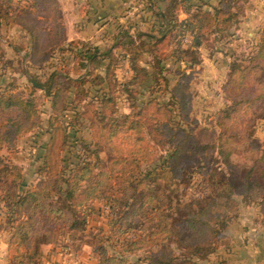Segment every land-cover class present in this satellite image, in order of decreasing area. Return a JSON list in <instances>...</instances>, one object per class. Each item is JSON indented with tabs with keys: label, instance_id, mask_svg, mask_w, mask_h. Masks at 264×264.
<instances>
[{
	"label": "trees",
	"instance_id": "trees-1",
	"mask_svg": "<svg viewBox=\"0 0 264 264\" xmlns=\"http://www.w3.org/2000/svg\"><path fill=\"white\" fill-rule=\"evenodd\" d=\"M180 10L189 16L180 19ZM241 11L240 0H169L154 12L158 34L134 36L120 25L113 43L101 49L81 40L67 43L58 0H0V27H19L29 37V64L52 70L44 82L29 75V93L14 82L0 92L8 264H44L39 246L48 233L84 231L96 201L112 214L111 232L94 247L102 264L207 260L220 247L237 196L258 205L264 218V149L249 162L230 159L238 148H258L253 121L264 113V26L255 50L230 68L224 88L230 103L217 112L214 128L192 115L190 83L199 47L215 32L225 34ZM176 33L193 36L192 46H167ZM144 54L150 59L142 64ZM122 61L132 72L124 81L116 73ZM99 66L102 72L95 71ZM118 93L128 100V112L118 110ZM40 128L46 135L41 163L28 181L24 168L6 160L1 149L15 150L21 137ZM224 147L231 172L210 160L215 148L224 154ZM196 173L208 193L174 206L168 192Z\"/></svg>",
	"mask_w": 264,
	"mask_h": 264
},
{
	"label": "rangeland",
	"instance_id": "rangeland-1",
	"mask_svg": "<svg viewBox=\"0 0 264 264\" xmlns=\"http://www.w3.org/2000/svg\"><path fill=\"white\" fill-rule=\"evenodd\" d=\"M240 4L242 11L238 16V20L229 30L223 35L215 32L211 35L208 43H203L199 47L198 56L200 61L196 66V71L192 74L190 83L192 115L210 128H214L213 123L217 112L230 103L225 95L224 88L232 64L237 61L244 62L255 50L264 26V0H240ZM178 36L166 39L165 44L169 47L192 46L194 37L190 35ZM28 43L29 37L23 31H19L16 26L4 24L0 27V51L3 50L2 54L5 55L4 58L8 61V66L4 68L2 62H0V72L4 70L5 73V76L0 77V81L6 83V85L14 82L15 85L27 93L30 92L31 87L29 75L35 77L39 82H44L46 76L52 71L49 67L38 68L29 64L30 62L26 57ZM10 50L15 57L11 54L8 58L6 53H9ZM145 55L141 58L143 60H141L142 64L150 59L149 55ZM54 62H57V59ZM69 65L73 66V62H69ZM83 68L85 67L83 66ZM117 69L116 73L120 81L130 78L132 72L129 70L128 63L122 61ZM34 93L36 95L43 94L40 90H36ZM117 100L118 110L121 112L130 110L128 100H126L123 93H118ZM41 108L43 118L46 119L48 117L47 102L44 105L42 103ZM72 116L73 112L70 111L67 120L70 121ZM253 124L258 148L252 146H246L244 149L238 148L237 153H232L230 156V159L234 162H249L252 157L263 153L264 113L255 117ZM82 130L87 132L83 127ZM44 131L45 128H40L24 135L19 139L17 148L13 151H9L7 148L1 149V154L6 160L24 168L28 181L36 176L35 171L41 163L42 151L40 148L46 139ZM223 150L225 151L224 154L219 153L218 148L212 151L211 163L214 166H221L227 172H231L232 166L226 162L227 158L225 157L229 150L226 147ZM103 156H106V150H104ZM174 189L168 192L172 195L174 206L197 201L208 193L198 173L194 175L191 182L188 184L186 182L182 187H174ZM236 199L237 201L231 206L230 210L232 219L223 229L218 250L207 260L191 259L188 264H249L250 260L260 255V251L264 252V236L260 235L261 232L256 233L258 230L264 231V218L258 211L259 206L254 202H243L239 196ZM0 210L3 212L6 223V209L1 201ZM111 219L112 214L108 205L103 201H96L88 227L84 231H67L59 228L51 230L48 233V242L39 246L43 263L102 264L94 247L104 233L111 232L109 229ZM145 228H147V225ZM5 234L8 241L9 232L7 227H5ZM133 236L134 234L130 233L129 237ZM173 249L177 258L182 259V250L180 251L176 244L173 245Z\"/></svg>",
	"mask_w": 264,
	"mask_h": 264
},
{
	"label": "crops",
	"instance_id": "crops-1",
	"mask_svg": "<svg viewBox=\"0 0 264 264\" xmlns=\"http://www.w3.org/2000/svg\"><path fill=\"white\" fill-rule=\"evenodd\" d=\"M210 1L217 2V0ZM58 2L66 27L67 43L81 40L94 47L104 49L113 43L120 25L128 26L134 36L139 32L158 34L160 30L154 12L163 10L169 0H58ZM178 16L180 19H185L189 14L180 10ZM17 28L19 31L21 30L19 27ZM177 36L176 33L168 38ZM11 54V50L6 53L8 58ZM12 56L15 57L14 54ZM95 71L102 72L103 68L99 66ZM1 76H5L4 70L0 72ZM3 86H6V83L0 81V90L3 89ZM258 211L260 212L259 209ZM5 225L3 212L0 210V264H8V241ZM256 233L264 236V231L258 230ZM249 264H264V252L260 251V255L250 260Z\"/></svg>",
	"mask_w": 264,
	"mask_h": 264
}]
</instances>
